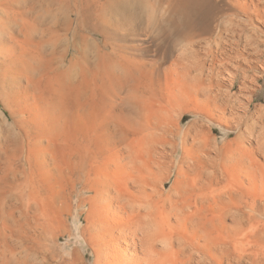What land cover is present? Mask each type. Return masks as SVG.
Listing matches in <instances>:
<instances>
[{"label": "bare ground", "instance_id": "bare-ground-1", "mask_svg": "<svg viewBox=\"0 0 264 264\" xmlns=\"http://www.w3.org/2000/svg\"><path fill=\"white\" fill-rule=\"evenodd\" d=\"M0 101V264H264V0H0Z\"/></svg>", "mask_w": 264, "mask_h": 264}, {"label": "rangeland", "instance_id": "rangeland-1", "mask_svg": "<svg viewBox=\"0 0 264 264\" xmlns=\"http://www.w3.org/2000/svg\"><path fill=\"white\" fill-rule=\"evenodd\" d=\"M2 106L3 104L0 101V110L7 114L4 106ZM188 120L189 119L184 120L183 124H185ZM62 222V215L61 217L58 216L54 224V227L56 226L55 228L57 229L54 230L53 228L51 230V234L50 231H48L49 235H46V240L43 242V247L34 245L37 252H35L37 254V257L34 253L35 255L33 256L34 259L32 260V262L35 264H40L39 262H41V264H92V248L89 243H86L87 241H84V238L80 237L81 231L79 229L81 225L84 224L82 223V219L80 218L79 221H76V218L73 217L72 219H67V221H64V223ZM12 226L13 225L11 223H7L5 226L0 223V262L4 258L10 256L11 250L13 252L15 251L13 248L15 245V235L14 227ZM77 230L80 232H78ZM37 247L41 249H38ZM42 258H45L43 259V262L41 261Z\"/></svg>", "mask_w": 264, "mask_h": 264}, {"label": "snow or ice", "instance_id": "snow-or-ice-1", "mask_svg": "<svg viewBox=\"0 0 264 264\" xmlns=\"http://www.w3.org/2000/svg\"><path fill=\"white\" fill-rule=\"evenodd\" d=\"M185 119H186V117H185Z\"/></svg>", "mask_w": 264, "mask_h": 264}]
</instances>
